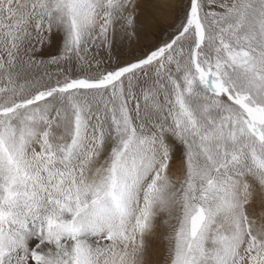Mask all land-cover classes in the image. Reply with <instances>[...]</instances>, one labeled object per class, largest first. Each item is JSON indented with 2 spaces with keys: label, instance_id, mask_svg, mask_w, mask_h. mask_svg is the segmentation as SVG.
Returning <instances> with one entry per match:
<instances>
[{
  "label": "snow or ice",
  "instance_id": "snow-or-ice-1",
  "mask_svg": "<svg viewBox=\"0 0 264 264\" xmlns=\"http://www.w3.org/2000/svg\"><path fill=\"white\" fill-rule=\"evenodd\" d=\"M0 264H264V0H0Z\"/></svg>",
  "mask_w": 264,
  "mask_h": 264
},
{
  "label": "rangeland",
  "instance_id": "rangeland-1",
  "mask_svg": "<svg viewBox=\"0 0 264 264\" xmlns=\"http://www.w3.org/2000/svg\"><path fill=\"white\" fill-rule=\"evenodd\" d=\"M51 51L55 52V48H53ZM160 259H161L160 256H153V260H160Z\"/></svg>",
  "mask_w": 264,
  "mask_h": 264
}]
</instances>
